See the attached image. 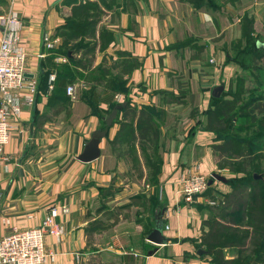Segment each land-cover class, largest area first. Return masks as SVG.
<instances>
[{"label":"crops","instance_id":"crops-1","mask_svg":"<svg viewBox=\"0 0 264 264\" xmlns=\"http://www.w3.org/2000/svg\"><path fill=\"white\" fill-rule=\"evenodd\" d=\"M112 1V9L104 10L96 24L95 37L99 27L104 26L111 31L113 40L103 52L94 51L90 68L103 55L107 62L109 55L113 60L119 55L137 59L139 66L124 74L130 85L129 104L136 108L131 116L133 123L142 105H161L162 100L153 91H175V75L188 80L193 94L190 105L167 102L160 106L164 117L159 128L161 164L157 198L165 208L161 216L162 235L168 241L155 245L145 240L146 234L139 235L146 224L148 203L143 198L139 201L132 197L143 194L147 198L151 188L144 183L146 174L138 155L137 140L134 151L141 169L135 174L139 176L133 173L125 151L118 155V148L123 147L116 145L110 151L105 138L99 141L98 158L86 163L75 158L90 133L98 129V117L77 96L79 88H85L82 80L72 83L74 99L68 98L65 106L52 107L46 103L45 96H40L31 105H24L14 122L1 151L6 159L0 160V235L8 230L7 226L24 228L39 224L54 206L58 210L55 220L63 225L64 233L60 240L44 237V245L53 256L43 264H84L89 253L106 246L125 249L118 251L122 264H210L206 255L196 253V243L206 229L202 221L207 209L185 204L176 192L180 178L188 173L197 172L208 179L211 172H217L211 147L214 135L199 128L189 134L188 128L196 117L188 111L193 107L198 111L204 109L213 86L221 84L225 90L237 73L248 74L225 60L226 51L240 35L242 14L252 20L251 35L264 41V0L224 1L215 11L195 10L181 0ZM9 6L8 0H0V13ZM11 8L21 23L25 73L37 83L44 69L42 60L61 43L56 28L68 15L69 6L62 0H14ZM203 14L208 15L213 29L209 35H184L174 31L175 26L180 30L186 23L200 24ZM236 26L237 32L233 35L231 31ZM44 35L56 39L52 49L42 47ZM188 38L196 45H203L197 58L189 57L197 51L196 46L180 45ZM57 58L53 59L55 63L62 62ZM209 59L212 62L207 64ZM50 74L54 79V70ZM122 98L120 95L114 101L120 102ZM98 105L102 109L106 107L104 102ZM117 117H123L121 111ZM117 126L110 124L106 131L108 138ZM213 185L222 193L228 191L224 183L213 181ZM100 187L113 188L104 203L98 192ZM198 201L197 204H203L201 198ZM60 207H65L66 212H61ZM105 210L108 212L104 213ZM109 213L112 215L105 218ZM94 220L95 224L90 225ZM122 226L129 228L121 231ZM104 233H111L110 240L99 241Z\"/></svg>","mask_w":264,"mask_h":264},{"label":"trees","instance_id":"trees-1","mask_svg":"<svg viewBox=\"0 0 264 264\" xmlns=\"http://www.w3.org/2000/svg\"><path fill=\"white\" fill-rule=\"evenodd\" d=\"M181 1L190 4L195 10L215 11L224 1L236 3L239 0ZM62 3L69 6V13L56 28L61 43L42 60L44 69L39 73L34 102L40 96H45L46 103L52 107L65 106L69 103L64 93L65 85L82 80L85 88H79L77 96L96 114L99 129L104 127L103 117L116 104L124 102V106L117 111H121L123 117L118 119L116 113L111 123L118 125L116 131L111 138H108L106 132L104 138L110 151H114L116 145L123 147L122 150L117 147L120 150L118 155H123L124 151L131 153L130 149L132 150L133 153L129 156L133 164L131 169H138L139 158L145 168L144 183L151 188V193L147 198L143 194L132 197L139 201L143 198L148 203L146 224L139 234L143 237L153 227L154 214L163 207L157 198V174L161 164L159 128L164 117V110L160 106L167 102L190 105L193 94L188 80L175 75V91H153L162 100L161 105H142L137 110L133 123L131 116L135 114L136 108L129 104L127 95L130 85L124 74L139 66L137 59L119 55L113 60L109 55L107 62L103 55L100 62L90 68L94 51L103 52L113 40L111 31L104 26L99 27L95 37L96 24L104 10L112 9L113 1L62 0ZM251 24V18L242 14L239 19L240 35L230 43L225 58L248 74L237 73L219 96H209L206 107L201 111L195 107L188 111L189 115L196 117L193 125L188 128V133L191 134L197 128L212 132L214 143L211 147L215 167L217 171L225 170L230 174L226 176L224 183L228 186V191L220 192L212 181L200 193L202 197L217 201L211 205L214 208L206 203L190 204L211 213L209 220L202 222L206 229L201 232L196 243L197 249L206 251L200 255H206L210 264H264V49L261 45L264 41L251 35ZM194 43L191 38L180 43L183 46L197 47L190 58H197L203 48V45ZM56 57H64L65 61L55 63L53 59ZM117 67L118 70L114 72ZM52 70L55 77L52 88L48 90V75ZM247 80L250 82L249 86L246 85ZM115 94L122 95V101H114ZM184 98H187V102ZM100 102L106 104L104 109L99 107ZM125 116L128 120L124 119ZM135 140L139 158L134 151ZM112 191V187L98 188L103 203L108 200L107 194ZM106 212L108 210L104 211ZM111 215L109 213L105 218ZM93 223L95 224V220L90 225Z\"/></svg>","mask_w":264,"mask_h":264},{"label":"built area","instance_id":"built-area-1","mask_svg":"<svg viewBox=\"0 0 264 264\" xmlns=\"http://www.w3.org/2000/svg\"><path fill=\"white\" fill-rule=\"evenodd\" d=\"M13 1L8 0L9 8L4 13H0V160L2 161L6 158L2 157L1 151L8 141L13 124L19 119L22 107L34 102L36 92L35 80L24 75L26 52L20 36V20L11 8ZM41 42L44 49H52L56 39L44 35ZM37 56L41 57L42 54ZM57 59L65 61L64 57ZM209 61L212 62L211 59ZM52 80L53 75L50 74L48 89L51 88ZM74 91L72 83L65 85L64 93L69 99H74ZM119 97L118 94L114 95L116 100ZM178 184L176 192L185 204L198 203L199 198L207 205L217 203L215 199H207L200 195L207 186V177L200 173H188L180 178ZM158 195H160V187H158ZM60 211L66 212V208L60 207ZM57 214L58 210L52 206L35 226L24 228L7 226L8 230L0 235V264H43L47 259H52L53 253L45 247L44 237L51 236L56 240L62 238L64 228L55 220Z\"/></svg>","mask_w":264,"mask_h":264},{"label":"water","instance_id":"water-1","mask_svg":"<svg viewBox=\"0 0 264 264\" xmlns=\"http://www.w3.org/2000/svg\"><path fill=\"white\" fill-rule=\"evenodd\" d=\"M260 45V44H259ZM261 45H264L261 43ZM26 77H30L31 75L28 73H24ZM223 87L221 84L215 85L211 88L210 95L211 97L219 96L220 92L222 91ZM124 106V102L120 104H116L104 117H103V124L104 127L102 129H94L87 140L83 142V146L81 151L75 156V158L80 162H90L95 160L99 156V141L101 138H104L107 128L112 123V120L115 118L117 111L120 107ZM212 181H218L221 183H225L226 178L217 173L211 172L208 179L207 185H210ZM165 208L162 207L159 211L154 214V223L152 229L145 235V240L155 244V245H163L165 244L168 239L162 235V220L161 216L164 212ZM203 249H197L196 253L201 254L205 253Z\"/></svg>","mask_w":264,"mask_h":264},{"label":"rangeland","instance_id":"rangeland-1","mask_svg":"<svg viewBox=\"0 0 264 264\" xmlns=\"http://www.w3.org/2000/svg\"><path fill=\"white\" fill-rule=\"evenodd\" d=\"M207 16H206V14H203L202 22H199L200 24H198L197 22L196 23L192 22V23H189V24L186 23L185 26L181 25L179 27L180 30H178L177 26H175L174 27V31L177 32V33H180V31H181V32H183L184 35L185 34L209 35L210 31L213 30V29H212V26L210 24V21H208L209 18ZM231 32H232L233 35H235L236 32H237V26H236V28L233 27ZM206 63L209 64L211 62L208 60ZM263 114H264V112H263ZM130 151H131V153H126V154L128 155L127 159L129 160V163L131 164V166H133V164L131 163L132 160L129 157L133 152H132L131 149H130ZM142 166H143V164H142ZM137 168L138 169L133 168V170H134V172L138 173L140 171V169H141L140 164L138 165ZM217 173L223 175L225 178H226V176L230 175L225 170L224 171H219L218 170ZM209 207L214 208L211 205H209ZM205 215L206 216H205L204 220H209V218L211 217L210 211H208V210L205 211ZM126 227L129 228L128 226L120 227L121 231H123V229L126 228ZM142 227L144 229V226H142ZM110 235H111V233H104V234L100 235L99 241L104 242V241L110 240ZM96 249L98 250L96 252L94 251L95 248L93 250L90 249L91 251H94V252L88 254L87 260L85 261L84 264H122L119 252H122V250L125 251L124 248H120V247L115 248L113 246H110V247L106 246V248H104V249H102V248L99 249L98 247Z\"/></svg>","mask_w":264,"mask_h":264}]
</instances>
